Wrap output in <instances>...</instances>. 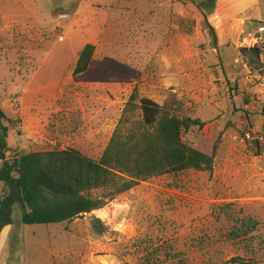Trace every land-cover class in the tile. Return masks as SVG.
I'll use <instances>...</instances> for the list:
<instances>
[{
  "label": "rangeland",
  "instance_id": "rangeland-1",
  "mask_svg": "<svg viewBox=\"0 0 264 264\" xmlns=\"http://www.w3.org/2000/svg\"><path fill=\"white\" fill-rule=\"evenodd\" d=\"M214 2L0 0L1 108L22 122L13 147L25 109L36 121H27L22 152L75 148L99 159L136 93L137 105L176 100L204 124L183 141L213 157L212 172L149 179L71 223L23 225L16 205L0 264H264V50L254 62L241 53L260 24L212 32ZM86 45L95 46L92 63L74 75ZM5 194L0 182V202Z\"/></svg>",
  "mask_w": 264,
  "mask_h": 264
},
{
  "label": "trees",
  "instance_id": "trees-1",
  "mask_svg": "<svg viewBox=\"0 0 264 264\" xmlns=\"http://www.w3.org/2000/svg\"><path fill=\"white\" fill-rule=\"evenodd\" d=\"M94 53L93 45L83 48L74 75L89 70ZM241 53L254 62L260 61L263 50L244 48ZM136 101L137 94L133 93L99 159L75 148L19 152L9 159V134L22 122L10 118L0 102V182L6 191L0 202V237L6 227L14 224L16 205L25 210L23 225L71 223L103 209L115 197L149 179L189 170L212 172L213 157L183 141L186 132L203 123L183 116L173 98L163 105L147 98L141 99L139 105ZM138 110L141 118L134 119ZM97 192L100 195L95 196ZM92 226L98 234L106 230L99 219H93Z\"/></svg>",
  "mask_w": 264,
  "mask_h": 264
},
{
  "label": "crops",
  "instance_id": "crops-1",
  "mask_svg": "<svg viewBox=\"0 0 264 264\" xmlns=\"http://www.w3.org/2000/svg\"><path fill=\"white\" fill-rule=\"evenodd\" d=\"M234 2L241 3L242 0H215L213 5L209 4L208 11H206V17L210 21L211 25L215 28V31L217 33H236L239 30L242 34L246 32H248L249 34V30L254 24L259 25L261 23H264V4L261 0H250V2L245 0L243 2L244 7L240 8L237 11L233 10L230 13L222 11V7H224L225 5L228 6V4L230 5V3ZM212 17L216 18L212 20ZM25 111V109L22 110V118L24 125L22 127V133L17 141V145L13 147L11 144H9L12 150L18 149L20 152H22L24 149L23 143L28 139L26 135L27 121L28 123H30L31 121H36L34 119L31 120L30 118H28L29 115L28 113H25ZM11 229L12 226H8L2 231L0 237V251H2L1 247L3 238L7 233H10Z\"/></svg>",
  "mask_w": 264,
  "mask_h": 264
},
{
  "label": "built area",
  "instance_id": "built-area-1",
  "mask_svg": "<svg viewBox=\"0 0 264 264\" xmlns=\"http://www.w3.org/2000/svg\"><path fill=\"white\" fill-rule=\"evenodd\" d=\"M60 20H68L70 16L61 15L59 17ZM243 45L245 48H259L264 50V23L259 25L256 30L250 34L247 38L243 40ZM247 138H251V134H246Z\"/></svg>",
  "mask_w": 264,
  "mask_h": 264
}]
</instances>
